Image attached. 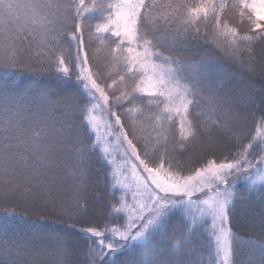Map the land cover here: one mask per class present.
I'll return each mask as SVG.
<instances>
[{
  "label": "snow or ice",
  "instance_id": "snow-or-ice-1",
  "mask_svg": "<svg viewBox=\"0 0 264 264\" xmlns=\"http://www.w3.org/2000/svg\"><path fill=\"white\" fill-rule=\"evenodd\" d=\"M242 205L264 0H0V264H264Z\"/></svg>",
  "mask_w": 264,
  "mask_h": 264
},
{
  "label": "trees",
  "instance_id": "trees-1",
  "mask_svg": "<svg viewBox=\"0 0 264 264\" xmlns=\"http://www.w3.org/2000/svg\"><path fill=\"white\" fill-rule=\"evenodd\" d=\"M238 215L242 220L240 232L245 238L259 241L264 237V231L261 230L260 226V209L258 207L250 208L247 205H242L238 208ZM25 220L26 223H21L22 228L31 226L36 228L45 227L49 230H59L67 227L66 223L57 222L54 218L41 220L37 215L26 217Z\"/></svg>",
  "mask_w": 264,
  "mask_h": 264
},
{
  "label": "rangeland",
  "instance_id": "rangeland-1",
  "mask_svg": "<svg viewBox=\"0 0 264 264\" xmlns=\"http://www.w3.org/2000/svg\"><path fill=\"white\" fill-rule=\"evenodd\" d=\"M250 2H251V0H250ZM261 2V0H257V3H260Z\"/></svg>",
  "mask_w": 264,
  "mask_h": 264
}]
</instances>
